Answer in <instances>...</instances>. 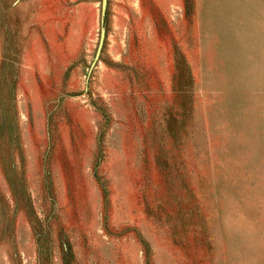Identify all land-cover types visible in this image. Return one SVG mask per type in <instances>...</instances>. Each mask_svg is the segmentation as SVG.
Listing matches in <instances>:
<instances>
[{"label": "rangeland", "instance_id": "rangeland-1", "mask_svg": "<svg viewBox=\"0 0 264 264\" xmlns=\"http://www.w3.org/2000/svg\"><path fill=\"white\" fill-rule=\"evenodd\" d=\"M0 264H264V0H0Z\"/></svg>", "mask_w": 264, "mask_h": 264}, {"label": "water", "instance_id": "water-1", "mask_svg": "<svg viewBox=\"0 0 264 264\" xmlns=\"http://www.w3.org/2000/svg\"><path fill=\"white\" fill-rule=\"evenodd\" d=\"M107 3H108V0H102L103 14H105ZM103 41H104V31L102 32V36H101V40H100L97 56L99 55V53H100V51L102 49Z\"/></svg>", "mask_w": 264, "mask_h": 264}]
</instances>
